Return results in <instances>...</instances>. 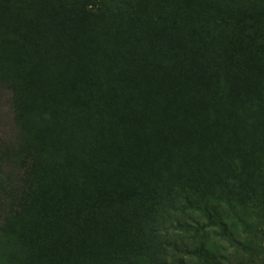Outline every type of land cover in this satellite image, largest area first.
I'll use <instances>...</instances> for the list:
<instances>
[{
	"label": "trees",
	"instance_id": "obj_1",
	"mask_svg": "<svg viewBox=\"0 0 264 264\" xmlns=\"http://www.w3.org/2000/svg\"><path fill=\"white\" fill-rule=\"evenodd\" d=\"M0 88V264L152 262L179 202L223 230L232 161L264 180V0H0Z\"/></svg>",
	"mask_w": 264,
	"mask_h": 264
},
{
	"label": "rangeland",
	"instance_id": "obj_2",
	"mask_svg": "<svg viewBox=\"0 0 264 264\" xmlns=\"http://www.w3.org/2000/svg\"><path fill=\"white\" fill-rule=\"evenodd\" d=\"M41 126L53 133L58 127L54 119L41 117ZM25 129L22 122L13 120L12 108L9 107V92L0 88V154L8 152V159H0V177L7 168L17 163V154L22 151L12 148L17 141V131ZM36 130V128H35ZM78 136L76 131L69 132ZM62 139L71 140L72 137ZM64 141V140H63ZM24 145V141L22 142ZM3 145L8 147L3 148ZM16 151V154H15ZM258 156L249 154L240 162L232 161L227 172H233L235 182L230 191L214 192L201 199H195V205L203 206L215 212L222 223L223 230L213 224L210 226L206 218L196 211L185 209L172 212L164 221L171 230L167 236L156 234L152 240L156 259L150 262L140 258L135 264H206L202 258L179 253L174 254L167 244L176 243L185 250L202 249L210 264H264V180L255 170H262ZM242 191H245L244 194ZM176 225L188 226L176 230ZM198 229V231H197ZM165 242H167L166 245ZM163 244V245H162ZM159 245V249H158ZM206 256V257H205ZM192 258V262H188Z\"/></svg>",
	"mask_w": 264,
	"mask_h": 264
}]
</instances>
